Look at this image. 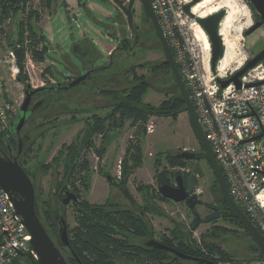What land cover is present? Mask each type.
Masks as SVG:
<instances>
[{
  "label": "rangeland",
  "instance_id": "1",
  "mask_svg": "<svg viewBox=\"0 0 264 264\" xmlns=\"http://www.w3.org/2000/svg\"><path fill=\"white\" fill-rule=\"evenodd\" d=\"M193 1L173 0V3L174 9L180 14L179 20L185 23V28L188 31V42L203 43V49L200 51L197 59V73L201 77H204L205 80L210 81L214 72L221 76L230 75L233 70L243 67L247 63L251 52L255 53L264 46V27H260L248 36L245 35V32L257 20L256 12L252 10L247 0H226L229 2V5L219 9H216L215 6L225 0H202L193 6L198 15L209 16L221 10L225 11V16L234 13L231 36L235 38L236 43H233V47L224 64L221 62V58L214 70L212 67L211 45L207 34L202 33L195 19L183 12L182 9L184 4ZM61 2L66 3L68 6L66 0ZM69 3L70 7L67 8L66 5L59 2L51 11L44 8L40 0H34L32 3V8L37 9L41 14L40 21L37 22L36 27L41 29L48 22L50 28L44 31L49 47L44 61H40L34 56L35 51L43 49V43H31V39L26 34L24 43L18 44L20 45L19 49L21 50L22 48L24 51L22 62L23 64L27 63V68L23 70L26 82L30 83L33 88L42 86V82L45 81L52 82L58 74L68 75L71 66L81 68V61L73 52L74 43H91L98 54L96 64L100 67L108 62V53L116 48L123 36L133 38L131 29L128 26L127 17L112 0H69ZM134 8L137 15L134 19V24L136 25L137 22L142 24L143 22L152 27L151 21L144 16L139 0L135 1ZM74 12L80 13L78 19H73ZM20 18L21 14L5 22L3 26L7 29L8 36L0 34V99L11 102L17 99H24L25 85L19 82L17 76L12 73L8 61L10 51L17 44L10 42L16 38L17 24ZM9 37L11 38L9 39ZM147 37L154 38L152 30H150L148 36L142 35L141 40H147ZM163 59H166V57L159 41H155L149 47L137 48L134 56L127 50L115 51L113 56L114 64L107 70L109 78L107 88L124 89L138 83L142 78L141 75H143L150 80V85L143 92V102L152 106L160 105L174 94L180 93L170 68L167 67V72L164 73H152L148 70L151 65L159 63ZM132 66L137 67L134 72H130V67ZM49 67L50 71L47 70ZM71 94L70 101L73 98L74 102L67 103L66 105H54L53 94H49V108L36 113L31 122L32 126H37V123L43 121L47 122L45 124L46 133L36 139L32 151L29 152V155L27 154L30 157L27 163L30 172L32 171L33 173V182L39 185L43 197L50 196L57 178L59 182L63 181L65 169L63 159L64 154L67 153L65 145H70L75 136L84 129V117L94 111L95 106H106L108 103L107 111L111 107L110 97L107 99V102L103 98H100L98 96V89L96 90L91 84L87 87L79 86ZM66 95L70 96L68 93ZM88 107H92L93 109L85 110ZM104 109L101 108V111H98V113L104 115L106 112ZM45 115H49V117H43ZM140 125L144 127L145 131L144 133L137 134V129ZM149 127H152V131L149 130ZM136 137L141 141L143 163L131 176L129 187L134 198L138 201L142 200V195L136 190L137 185L151 184L155 187L158 186L155 181V163L158 158L162 159L161 163L163 165H167L165 159L167 154L174 155L183 150H201L186 110L178 113L176 117L150 115L145 123L138 122L135 126H131L130 121H127L123 127L110 131L106 142H103V135L98 134L95 137L94 144L98 148L106 147L102 157L97 152H93L92 149L86 152L83 151L85 153L84 156L91 162L93 172V184L90 191L92 195L89 194L90 192L85 194L86 192L83 191L82 193L84 196H87L88 200L96 203H102L106 200L110 189L109 183L106 177L98 172V169L102 168L104 172L115 176L117 170H120L122 166V161L126 156V149L130 141H136ZM62 150V161L59 167H57L55 158H58ZM196 161L185 167L177 168L193 174L197 185L192 194H197L198 199L204 204L217 205L222 195L215 186V175L212 167L207 160ZM54 169H57L55 176L53 175ZM116 199H122L119 191L116 192ZM162 205L165 207L166 212L177 221L189 225L194 219V215L184 202L168 201L162 203ZM65 210V218L68 228H70L75 225L74 208L72 205H69ZM197 210L203 216L210 212L208 209H203V206H197ZM158 221L159 219L155 217L154 223L158 230H163L164 225H170L165 220H162L164 221L162 224H159ZM214 227L227 229V232H224L223 236H220L218 240V243L226 247L230 246L232 237H234L233 234L244 229L238 224L230 223L220 218L214 222L202 224L195 230L193 235L197 241H200L203 233L204 236H208L207 232ZM232 252L237 253L235 250ZM249 264L260 263L252 262Z\"/></svg>",
  "mask_w": 264,
  "mask_h": 264
},
{
  "label": "flooded vegetation",
  "instance_id": "2",
  "mask_svg": "<svg viewBox=\"0 0 264 264\" xmlns=\"http://www.w3.org/2000/svg\"><path fill=\"white\" fill-rule=\"evenodd\" d=\"M125 16L127 17L126 14ZM144 16H146L145 12H144ZM135 17H137L136 11L134 12V15H133V26H130L129 21H128V26L131 29V35H133V38L128 37V36H123V38L120 40L116 48H114V50H111L108 53L109 55L108 62L104 63L100 67H98L96 64V61L98 59V54L96 50L94 49V46H92L91 43H79L80 51L78 53H75V55L81 61V64H82L81 68H78V67L75 68L71 66L70 67L71 69L68 75L58 74V76H56V79L52 80V82L45 81L42 86L46 85L48 82L50 84H55V85L59 84V85L52 92H42V93H39L33 96L31 104L28 108L27 120L20 129H17L16 124L13 123V120L16 118V116L20 114V111H18V113L10 120L7 126L6 138L3 142V145H0V153L3 156L10 157V158H17L19 163L24 167V169H27L30 172V169L28 168V163H27L30 157L27 156V154L29 155V152L32 151V148L36 142V139L40 136H43L44 133H46V128H45L46 121L37 123V126H32L31 122L33 118L35 117L36 113H38L39 111L43 109L49 108L48 107L50 104L49 94H53L52 98H53L54 105H59V104L66 105L67 103L74 102L73 98L70 101L72 97L71 93L72 92L74 93V90H76L79 86L87 87L89 84H91L92 87H94L96 90L98 89V92H99L98 96L100 98H103L107 102V99L109 97L103 94L102 91L108 90L107 81L109 78L107 76V70L110 69L114 64L113 56H114L115 51L127 50L131 55L134 56L136 54L137 48L149 47L155 41L160 42V40L156 37V31L153 27L152 22H151L152 27L143 22L142 24H140V22H137L135 25L134 24ZM147 18L151 21L149 17ZM127 20H128V17H127ZM150 30L153 31L154 38L151 39L147 37V40H141V36L142 35L148 36L150 33ZM263 48L264 46L255 53L251 52L247 60L249 61L250 59H252ZM92 67L94 68L98 67L100 69L99 71H96V72L93 71L91 75L79 85L74 86V87H69L70 82L73 81L74 78L86 73L87 69L89 68L91 69ZM167 67L171 69L170 65L166 63V59H163L159 63L151 65L148 68V70L152 73L154 72L164 73V72H167ZM136 68L137 67L135 66L130 67V69H132L133 71H135ZM141 77H142L140 80L141 83L150 84V80L147 79V77L143 75H141ZM122 89L123 88H116V89H110V90H116L117 92H121ZM66 93H68L70 96L66 95ZM24 97H25V94H24ZM41 100L44 101L43 104L40 107L32 111L31 109L34 107V105L37 104ZM113 102H114L113 98L110 97V103H111L110 106H112ZM107 105L106 106L105 105L95 106L94 111L90 112L89 115L86 117H89L92 114H99L98 111H101L100 109L101 108L104 109L105 107L106 108L104 110L106 112L104 114H106ZM92 109H93L92 107L85 108V110H92ZM83 121H84V126H85V120L83 119ZM99 135H102V134H99ZM96 136L97 135L92 137L93 142ZM20 143H21V149L19 147ZM96 147L97 146L91 147L93 152H96ZM98 172L101 175L106 177L109 183L110 189H109V194L106 200L102 203H97V204H106V207H104V210H103L106 220L110 221L111 217L116 218V221L114 220V224L112 221H110L111 226L109 225L106 228V235L108 236V238L117 240L115 241L116 245L109 246L108 253H107V257H109L112 261H114L115 264H138L139 261L141 260L144 262V264H203L201 263V260H209L216 264H249L252 262L264 264V261L260 260V252L256 250V244L253 243L251 237L247 234L245 229H241L240 232H236L233 234L234 237H232L231 243L229 244L230 246L228 247L223 246L220 243H218V240L220 239V236H223V233L218 234L217 236L214 235L210 237L204 236V233H203L202 239L200 241H197L195 239L193 233L202 224L214 222L215 220L220 219V218L224 219V216H226V214H224L225 211H220L219 207L216 204H207V203L204 204L202 201H200V203L196 205L195 210H193L188 206V204L185 201H182L186 204V206L190 209L191 213L194 215V219L188 225L187 223L177 221L175 218L171 217L166 212L165 207L162 205V203L173 201L169 198H167L168 200H156V199H150V198L146 199L137 190V187H136V190L142 195V200L138 201L137 199H135L129 187L130 179L126 187H123L120 183L122 180V167L120 170H117V173L115 176H113L110 173L104 172L102 168H99ZM30 174L31 176H33L32 171L30 172ZM56 174H57V169H54L53 175L55 176ZM108 176L110 178H108ZM92 177H91L90 190L86 192L85 194H88L91 191L92 184H93ZM57 179L55 180L54 185H53V186L57 185V190L55 191L54 196H56L57 200L60 202L62 206L65 207V209L69 205H72V207L74 208L75 225L69 228V230H71L76 226V223H77L76 222L77 208L79 206V202L81 201V198L79 197L77 192L74 190V188L70 185V182L69 183L66 182L59 186V181ZM148 185H151V184H148ZM67 191L74 192L77 195L78 197L77 206L74 204L73 201H70L67 205L63 204V199L66 196ZM117 191L121 193L122 199H116ZM89 194L92 195L91 192ZM128 194L131 197H133V200L129 198ZM85 198L88 200L87 196H85ZM88 201L93 204L96 203L90 200ZM197 206H201V207L203 206V209L205 210L208 209L210 210V212L207 213L205 216H203L201 212L197 210ZM215 208L218 209L219 217L209 222H205L204 221L205 218L213 216L216 213V211L214 210ZM65 211L66 210L63 211L64 214H65ZM197 216L200 217L199 223L197 224L196 228L193 229V225H194V222ZM155 217L159 219L158 221L159 224H162L164 222L162 220H165L170 225H166V226L164 225L163 230H158L156 224L154 223ZM226 221L232 223L230 220L229 221L226 220ZM124 240H129V244L125 243ZM154 241H157L169 248H172L175 251H172L166 248L156 247L154 245ZM55 242L59 246V248H61L60 250L62 252V248L66 246L62 245L59 235L57 236ZM124 243L127 244V246H130L131 248L125 249V251H123L124 249L122 248V246L124 245ZM206 244H216V246L221 248L224 255L221 253H218L217 251L215 253L211 252L209 249L205 247ZM187 245L191 247L192 249L191 253H187L179 249L181 247L184 248ZM176 246H178V248ZM67 248L69 249V252H70L68 256L72 257L75 260V262H77L78 264H81L77 260L78 256L72 250V248L71 247H67ZM158 250L165 251V254L161 256L162 258H155L154 254ZM233 250L237 251V253L232 252ZM123 252H125L126 254H129V258H126L123 255ZM177 253L186 254L190 258H183Z\"/></svg>",
  "mask_w": 264,
  "mask_h": 264
},
{
  "label": "built area",
  "instance_id": "3",
  "mask_svg": "<svg viewBox=\"0 0 264 264\" xmlns=\"http://www.w3.org/2000/svg\"><path fill=\"white\" fill-rule=\"evenodd\" d=\"M120 1L123 6H128L131 0ZM151 2L230 194L264 235V135L256 139L264 131V58L240 77V87L232 82L222 88L218 79H227L242 67L230 75L214 72L210 81L205 80L197 73V59L203 43L188 42V31L185 23L179 20L180 14L174 9L173 0ZM184 5L183 12L194 18L200 27L196 17L184 10ZM79 17L80 13H73V19ZM8 57L10 70L18 76L20 69L15 50L10 51ZM257 82L260 84H255ZM22 102L23 98L14 102L0 99V133L18 113ZM149 130L152 131V127ZM31 239L9 194L0 187V264L39 263V254Z\"/></svg>",
  "mask_w": 264,
  "mask_h": 264
},
{
  "label": "trees",
  "instance_id": "4",
  "mask_svg": "<svg viewBox=\"0 0 264 264\" xmlns=\"http://www.w3.org/2000/svg\"><path fill=\"white\" fill-rule=\"evenodd\" d=\"M33 1L34 0H0V34L3 36H8L7 29L3 25L13 17L21 14V18L17 24L16 38L12 42H10L17 43L13 47V50L17 49L18 44L24 43L27 34V36L31 39V43H43V49L41 51H35L34 56L36 57V59L44 61L46 59L49 47L45 40V37L42 35L41 29L36 27L37 22L40 21L41 14L39 11H37V9L32 8ZM61 1L63 0H40V3L44 8H47L51 11L52 8ZM247 1L252 10L256 12L258 20L259 14L257 13L255 7L250 0ZM10 38L11 37H9V39ZM20 55L21 61H23L24 51L22 48ZM47 70L50 71V67ZM23 72L24 71H21V73H19L17 77L26 82V76ZM130 72L134 71L130 69ZM48 84L50 83L48 82L46 85ZM148 85L150 84H143L139 81L136 84H132L131 86L122 89L121 92L110 89L102 91L103 94L107 95V97L113 98L114 102L110 109L104 115L92 114L89 117H84V129L75 136L70 145H65L67 151V153L64 154L63 159L65 163V169L63 172V181L59 182V186L66 182H70V185L74 188V190L81 198V201L79 202V206L77 208V223L73 229L69 230V237L72 250L77 254L83 264H115L114 261L107 257V253L109 246L116 245L115 241H117L116 239L108 238V236L106 235L107 226H111L110 221H112L113 224L114 220L116 221L115 217H111L110 221L105 219L103 210L104 207H106V204L90 203L82 194L83 191L88 192L91 186V177L93 173L91 162L84 156L85 153H83V151L86 152L87 150L91 149V147L96 146L93 142L92 137L98 134H102L103 142H106V138L108 137L109 132L113 129L123 127L127 121H130L131 126H135L138 122L145 123L148 116L150 115L155 114L160 116L165 115L176 117L181 111H187L186 104L180 93L174 94L172 97L166 99L158 106L145 104L143 102V92ZM46 117H49V115L45 116V118ZM137 130V134L144 133L145 131L142 125H140ZM6 135L7 127L0 133V145H3ZM140 142L141 141L139 138H137L136 141L131 140L129 146L126 149V156L123 159L121 166L122 180L120 183L123 187H126L128 185L131 175L143 163V153ZM105 150L106 147H96V152L101 157L103 156ZM59 154L60 155L58 156V158H55L57 167H59L60 162L62 161L61 155L63 154V150ZM165 159L167 165H163L161 163V158H158L155 163V181L158 185V188L153 185L144 184H140L137 186V190L146 199L150 198L158 200H168L160 193L159 187L167 183L176 184V178L178 175H182L185 187L190 194H192V191H194L197 185V182L191 172L182 171L181 169L177 168L193 164L194 162H197L196 160L179 158L176 156V154H167L165 156ZM25 170L33 179V176H31L30 172L27 169ZM214 182L216 188H218L219 191V186L215 176ZM34 185L36 188L35 207L37 213L41 218V221L45 226L48 234L55 241L58 236L59 220L61 215L64 214L63 211L65 210V207L62 206L57 200L56 196H54L55 191L57 190V185L53 186L52 192L49 197H43V193L39 185ZM217 206L219 207L220 211H225V220H230L232 223L238 224L239 226L243 227L239 223L238 219L235 218L229 211L226 201L223 197H221ZM254 224L257 225L256 223ZM224 232H227V229H224L222 227H214L211 228L209 232H207V235L217 236L218 234ZM124 242L129 244V240H124ZM125 243L122 246V248L124 249L123 251H125V249L131 248ZM176 247L178 248V246ZM205 247L211 252L215 253L217 251L218 253L223 254L221 248L216 246V244H206ZM179 249L187 253L192 252V249L189 245L184 248L181 247ZM62 253L69 264H78L72 257L68 256L70 252L67 247L62 248ZM164 254L165 251L158 250L155 252L154 256L155 258H162L161 256ZM123 255L126 258H129V254L123 252ZM260 260L264 261L261 254ZM138 264H144V262L141 260Z\"/></svg>",
  "mask_w": 264,
  "mask_h": 264
},
{
  "label": "water",
  "instance_id": "5",
  "mask_svg": "<svg viewBox=\"0 0 264 264\" xmlns=\"http://www.w3.org/2000/svg\"><path fill=\"white\" fill-rule=\"evenodd\" d=\"M115 1L121 10L127 15L129 25L133 26V15L135 12L134 3L136 0H131L128 6H123L120 0ZM142 8L147 17L151 19L153 27L156 31V37L160 40L164 54L166 56V63L170 65L172 73L174 75L176 84L179 88L180 94L184 99L186 104V109L189 116V121L193 132L199 142L201 147L200 151H188L183 150L176 154L177 157L190 160H207L216 176L219 191L222 197L225 199L229 211L233 214L235 218L238 219L239 223L244 227L247 234L251 237L253 243L256 244V250L260 252L264 260V235L260 229L255 225L243 211V209L238 205V203L233 199L230 194L228 183L223 175V172L219 166V163L216 158V154L203 130V127L199 121L198 114L193 105L192 99L190 97L189 91L186 87L183 76L179 70L177 61L175 59L174 53L169 45L167 37L165 36L163 29L161 27L158 16L156 15L151 0H139ZM202 0H194L191 3L184 5V10L187 13L192 14L196 17L197 21L201 27L206 32L212 48V67L215 70L217 62L224 56V43L223 39L219 32V26L222 18L225 15V11L221 10L216 13H213L207 17L195 16L191 9L192 7ZM253 6L255 7L257 13L259 14V19L254 22V24L245 32V35L248 36L260 27H264V0H250ZM5 8V5H4ZM79 43H74L73 52L78 53ZM21 50L17 48L15 50V55L17 59V65L20 71H23L24 64L20 60ZM264 58V48L250 59L241 69L236 71L227 79H218V82L222 88H225L230 83H235L238 87L241 86L240 77L250 68L257 65L259 61ZM105 68V67H103ZM100 68L87 69L86 73L74 78L70 82L69 87H74L86 80L93 71H99ZM18 81L25 85L22 105L19 108L20 114L16 116L13 120V123L16 124L17 129H20L27 120L28 108L31 104L32 98L34 95L42 92H52L59 85L48 84L33 88L32 85L28 82L23 81L21 78H18ZM255 84H260L257 82ZM43 100L39 101L31 109L32 111L40 107L43 104ZM264 135V131L256 137V139L261 138ZM21 149V143L19 145ZM108 178H110L108 176ZM0 187L4 189L10 196V199L14 203L17 214L22 217L23 223L30 232L32 239L31 244L33 248L39 254L40 260L39 263L34 264H69L67 259L62 254L59 246L48 234L45 226L43 225L41 218L39 217L36 207H35V198H36V188L32 178L29 176L24 167L19 163L17 158L5 157L0 153ZM160 193L175 202L185 201L188 206L195 210L197 204L200 203L197 194H190L184 184L182 175H178L176 178V184H163L159 187ZM128 193V192H127ZM129 198L133 200L128 194ZM70 201H73L74 204L78 205V197L74 192L67 191L66 196L63 199V204L67 205ZM216 213L213 216L207 217L204 219L205 222H209L213 219L219 217L218 209H214ZM200 217L197 216L193 229L196 228L199 223ZM58 235L63 246L71 247L70 237H69V228L65 218V214H62L59 220V229ZM154 245L159 248H166L172 251H175L172 248H169L157 241H154ZM183 258H190L188 255L183 253H177ZM77 260L83 264L80 258L77 257ZM203 264H216L209 260H201Z\"/></svg>",
  "mask_w": 264,
  "mask_h": 264
},
{
  "label": "bare ground",
  "instance_id": "6",
  "mask_svg": "<svg viewBox=\"0 0 264 264\" xmlns=\"http://www.w3.org/2000/svg\"><path fill=\"white\" fill-rule=\"evenodd\" d=\"M227 5H229V2L225 0L222 3H220L219 5L215 6V8L216 9H219V8L225 7ZM191 11L195 15H198L197 14V11L194 10V7H192ZM214 13H216V12H214ZM233 15H234V13L233 14H230V15L227 14L226 16L224 15L225 16V18L223 17L224 20L222 18L223 22H222V20H221L222 23L220 22L221 27L219 26V32H220V35H221V37L223 39V43H224V56L221 59V62L223 64L226 61V58L229 55V52H230V50L233 47V43H236L235 38L233 36H231L232 35V30H233L232 29V25H233ZM198 16L199 17H207V16H201V15H198ZM200 30H201L202 33H204L206 35L205 31L203 30V28L201 26H200Z\"/></svg>",
  "mask_w": 264,
  "mask_h": 264
},
{
  "label": "crops",
  "instance_id": "7",
  "mask_svg": "<svg viewBox=\"0 0 264 264\" xmlns=\"http://www.w3.org/2000/svg\"><path fill=\"white\" fill-rule=\"evenodd\" d=\"M66 2H67V4H68V6L66 5V7L67 8H69L70 6H69V0H66ZM61 4H64V3H62V2H60ZM58 4V3H57ZM65 5V4H64ZM56 6V5H55ZM52 16V15H51ZM50 16V17H51ZM50 17H49V19H50ZM49 19H48V21H49ZM50 28H49V25H48V22H47V24L45 25V26H43L42 28H41V31H42V35L45 37V40L46 41H48V39H47V36L45 35V30H49Z\"/></svg>",
  "mask_w": 264,
  "mask_h": 264
}]
</instances>
